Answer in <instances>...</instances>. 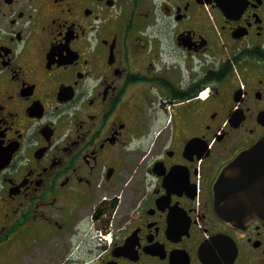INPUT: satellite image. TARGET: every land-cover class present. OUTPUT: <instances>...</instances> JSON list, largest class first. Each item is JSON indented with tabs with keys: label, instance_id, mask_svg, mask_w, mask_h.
Masks as SVG:
<instances>
[{
	"label": "flooded vegetation",
	"instance_id": "flooded-vegetation-1",
	"mask_svg": "<svg viewBox=\"0 0 264 264\" xmlns=\"http://www.w3.org/2000/svg\"><path fill=\"white\" fill-rule=\"evenodd\" d=\"M262 137L264 0H0V264H264Z\"/></svg>",
	"mask_w": 264,
	"mask_h": 264
},
{
	"label": "water",
	"instance_id": "water-1",
	"mask_svg": "<svg viewBox=\"0 0 264 264\" xmlns=\"http://www.w3.org/2000/svg\"><path fill=\"white\" fill-rule=\"evenodd\" d=\"M215 206L225 221L234 224L254 218L264 221V137L221 171Z\"/></svg>",
	"mask_w": 264,
	"mask_h": 264
}]
</instances>
